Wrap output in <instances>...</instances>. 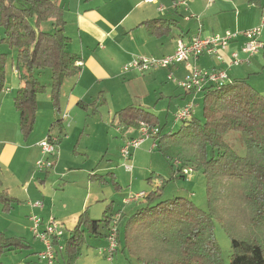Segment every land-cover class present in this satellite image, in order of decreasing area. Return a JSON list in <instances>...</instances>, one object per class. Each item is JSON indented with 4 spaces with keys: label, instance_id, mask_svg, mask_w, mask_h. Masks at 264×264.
I'll list each match as a JSON object with an SVG mask.
<instances>
[{
    "label": "trees",
    "instance_id": "trees-1",
    "mask_svg": "<svg viewBox=\"0 0 264 264\" xmlns=\"http://www.w3.org/2000/svg\"><path fill=\"white\" fill-rule=\"evenodd\" d=\"M45 21H51L52 31L39 29ZM143 23L152 33H163L176 25L165 19ZM64 26L62 7L56 0H0V93L8 88L7 53L1 49L5 44L15 48V68L22 79L13 94V105L23 137L34 128L37 96L46 89L34 71L50 69V100L54 107L64 80L78 73L79 59L67 48L70 37ZM202 92L201 119L192 115L180 121L177 130L164 131L165 125H154L156 115L141 106L128 105L115 113V126L120 128L138 130L140 123L158 127L156 147L167 160H175L174 171L184 176V168L198 169L206 180L207 212L182 195L161 198L156 189L148 192L142 205L129 215L122 240L118 234L117 243L122 252L134 256L140 264H264V99L246 78H233L221 87L205 88ZM78 104L86 108L82 101ZM58 122L51 123L46 136L53 134L50 130ZM234 130L245 144L244 156L224 140V135ZM56 135L58 144L61 136ZM89 176L98 178L93 173ZM15 200L0 179L2 210L9 211ZM111 215L109 205L102 219L81 212L63 244L66 258L62 264H74L78 259L85 232L106 237L101 228L109 225ZM215 220L230 240L227 262L213 233ZM25 247L28 244L22 238L0 231V264L5 252Z\"/></svg>",
    "mask_w": 264,
    "mask_h": 264
},
{
    "label": "crops",
    "instance_id": "crops-1",
    "mask_svg": "<svg viewBox=\"0 0 264 264\" xmlns=\"http://www.w3.org/2000/svg\"><path fill=\"white\" fill-rule=\"evenodd\" d=\"M56 1L62 7L63 18L65 20V34L70 37L67 48L71 53L78 56V61H81L82 64L79 65L77 76L74 79H70V88L66 86L67 96L62 98L60 93L57 107L52 106V108L49 105V112L47 114V120L42 128V134L36 137L31 144L24 146L26 153L24 156L21 155L20 160L17 152L22 149V147L19 146L18 150L17 142L11 143L6 139L9 137L17 140L18 134L22 136L18 129V112L13 105L3 106L2 100L6 94L0 93V124H3V116H5L7 118L4 124L5 129L7 130L9 125L12 126L17 124V130L19 132H12L13 135H6L0 132V179L2 186L7 188L9 194L16 199L11 209L7 212L2 210L0 204V223L2 219L6 221L5 216H8L10 224L15 223L11 222L13 220L11 219L12 216L21 220L23 224L28 225V223L30 224L28 217L35 214L37 211L41 210L40 214L36 215L40 216L43 220L48 218L47 215L52 214L43 209L46 196L42 192L41 194L38 193L39 188L35 182L36 176L32 175L33 172L28 173L25 179L21 180L20 185H22V181L27 182L21 186L18 192H13L8 184L5 185L4 183L6 182L4 177H1V173H7L9 168L12 167L15 171V178H21L20 175L16 174L19 173L21 167L19 166L20 163H23L24 159L25 162H27V158L32 156L33 151H35L33 159L41 153L37 141L47 135L52 122L59 120L58 124H55L52 130H50L53 134H60L61 138L58 141L59 145L61 142L65 143V141L69 139L68 132H70L73 127H77L78 110H84L87 114L91 111L89 114L92 115L94 120H99L101 123L96 122L94 124V127L97 128L95 134L97 133L98 135V132L104 129L108 138H112V134L108 129L110 125L116 124V111L128 105L141 106L154 113L157 122L154 121V125H165L164 131L173 130L176 126L173 117L178 109L186 103L194 102L195 111V101L197 102L200 98H203V92L196 91L187 93L179 88V81H181L187 73L183 64H175L169 68H158L146 73H140L136 70H123V65L132 57H162L175 51L176 41L178 39H181L183 42H188L191 38L196 36L206 37L212 34H222L227 30L241 32L242 30L259 25L264 18V0H257V2H251L250 0H214V2L210 4H208L206 0H190L184 7L176 5L175 2L177 0ZM195 15L198 18H195ZM152 19L172 20L176 25H171L166 32L152 33L146 24L143 23L144 21ZM45 22L46 24H50L48 27L49 31L52 25L51 23H47L48 21ZM262 35L263 32L260 35V40L264 43ZM243 42L244 38L240 33L232 39L224 52V61L218 60L213 56L201 55L198 59L192 61V63L198 68L227 69L229 81L233 78H245L244 75L246 73L247 76L248 73L256 71L261 65H264V58L260 57V53L264 48L259 54L248 57L246 52L242 49ZM232 52H236L238 58L242 60L240 64H237L238 66L235 64L228 66L226 63L229 54ZM13 70L15 75H13L14 78L12 83L8 85L7 90H9V87H12V90L15 92L22 84V79L15 66ZM9 81L11 82V79H9ZM13 94H11L12 99ZM198 97L200 98L198 99ZM79 101L85 103L86 108L81 107L78 104ZM50 107L52 109H50ZM38 109L39 105L36 115L39 111ZM194 111L193 116L196 113ZM64 114H67L68 117H64ZM169 114L173 121L171 124L166 121ZM162 116L165 118L164 123L159 122ZM69 119L70 121H68ZM132 129L134 133H125L121 135L122 144L126 138L138 135V131L135 128ZM2 133L4 136H2ZM30 134L24 138L29 137ZM3 137H5V139H3ZM147 140L149 141L150 149H154L156 147L154 139ZM137 152L138 148L133 151L132 158L133 156H137ZM60 159V156H55V160L53 161L54 166L52 165L54 170H57V161L59 162ZM14 164L17 167H13ZM25 165H23L24 168ZM52 168L41 170L45 173V181ZM69 173H72V171ZM91 173H93L94 176H104L103 173L97 174L94 171ZM89 179L95 181V179H91L90 176ZM45 181L41 180L42 183ZM160 183L161 182L158 181L153 190H159V187L164 185ZM86 184L88 186V182H86ZM177 191L179 193L178 195L184 194L181 190ZM157 194H161V196L165 198H170L163 195L164 190L162 193L157 192ZM40 195H42V207L33 206V202H30L29 199ZM98 197V191L91 188L88 190L87 188L82 199L80 202L76 203L75 209L72 210L70 214L62 216L55 208L54 215L58 213L60 220L69 221L70 224H73L72 228L68 230V235H65L64 230L62 239L63 244L70 233H72L73 227L76 225L78 216L81 212L86 211L90 218L95 217L93 219L104 218L103 214L108 205L96 209L95 213H99V215L102 214V216H98L97 218V216L91 215V201L92 199L99 201ZM109 207L112 214L116 213L117 210L115 211L112 205H109ZM11 212L13 213L11 214ZM16 212L18 215H14ZM22 216H25V219H23ZM58 222L63 225L62 221ZM105 226L106 225H104V227ZM0 231L4 232L7 236L22 238V236L9 233L5 228H0ZM101 232L103 235L106 234L105 231L101 230ZM86 236L102 238L88 235L85 232L84 245L87 242ZM120 239L122 240V238ZM65 258V255L62 253L61 260H58V264H62Z\"/></svg>",
    "mask_w": 264,
    "mask_h": 264
},
{
    "label": "rangeland",
    "instance_id": "rangeland-1",
    "mask_svg": "<svg viewBox=\"0 0 264 264\" xmlns=\"http://www.w3.org/2000/svg\"><path fill=\"white\" fill-rule=\"evenodd\" d=\"M47 23H51V21H48ZM49 25L50 24H46V22H42L39 26V29L48 31ZM49 31H52V28ZM262 32V38L264 40V26L262 27ZM1 49L7 53L6 84L8 86L12 83L14 78L13 75H15L13 67L15 66L14 58L16 51L15 48L9 47L5 44L1 45ZM262 49L253 55L259 54ZM247 56L251 57L248 54ZM260 57L264 58V49L260 53ZM50 74V69H45L40 72L37 70L34 71V75L40 80V82L46 85V89L43 93L38 95L39 111L36 115L35 126L30 136L24 138L18 134L17 140L9 137L6 138L11 143L17 142V149L19 146L22 147V149H18L19 151L17 152V155H19V160L21 155L24 156L26 153L24 146L31 144V142H33L36 137L42 134V128L47 120V114L49 112V105L52 107L50 103L51 100L49 89ZM246 74L244 76L248 85L252 88H255L264 99V65H261V67L256 71L248 73L247 76ZM76 76L77 75L71 76L64 80L60 92L62 98H65V96L68 94H66V86L70 88V79H74ZM9 79H11V82ZM179 88L185 92L184 89L181 87ZM13 92L14 90H12V87H9V90H4L1 92L6 94L2 100L4 107L13 105V99L11 96ZM199 98L200 97H198V99ZM195 105L194 112L196 113L194 116L197 117V119H201L203 109L202 99L200 98L199 101H195ZM51 107L50 109L53 108ZM78 111L79 116L77 119V127H73L71 131L68 132L69 139L66 140L65 143L61 142L59 145L57 144V146H55L54 153L48 156L52 163L55 160L56 155L60 156L61 159L59 162L57 161V170L52 168L54 165L51 167L52 169L50 170L46 181L44 180L45 173L38 169L35 164L38 159L42 158V154L40 153L33 159L35 154V151H33L32 156L27 158V162H25L24 159L23 163H20L19 165L21 167L19 173L16 174L20 175L21 178H15V171L12 167L9 168L7 173H1V177L3 176L6 182L4 184H8L13 192H18L21 186L27 182L22 181L23 183L20 185L21 180H24L28 173L33 172L32 175L36 176L35 182L39 188L38 193L41 194L42 192L46 196L43 209L52 213L49 215H54L56 208L59 211V214L62 216L65 214H70V212L75 209L74 207L76 203L80 202L87 188L88 190L90 188L95 189L98 191L99 201L92 199L91 215L97 216L98 218V216L100 217L102 214L99 215V213H95L96 209L103 208L105 205H112L114 210H117L116 213H121L119 223L117 224L120 238L123 237L124 224L127 218L137 207L142 205L141 201L143 200L138 199L136 201L126 203L125 199L131 194L141 191L146 193L152 191L158 181L165 183L163 186L159 187L158 192L162 193L164 190L163 195L173 198L174 196H179L177 190H181L184 193L182 196L188 198L196 207L202 209L205 212L208 211L205 189L206 180L201 170H189L188 173H185L184 176H181V173L174 172V167L176 165L174 166L173 163L175 160H167L158 151L157 147L150 149L148 140L138 147L137 156H133L132 158V152V155L128 160V163L132 165V170H127L123 165L124 160L119 151L121 149L120 146L122 145L121 135L125 133H134V130L132 128H126L125 126H121L120 129V127L112 124L108 129L112 134V138H108L104 129H101L97 135V133L95 134V132H97V128L94 127V124L99 122V120H94L92 115L89 114L91 111H89L88 114L84 110ZM175 115L173 117L174 120ZM6 119L7 118L3 116V124H0V132L5 133L6 135H13L12 132L19 133L17 130V124L12 126L9 125L7 130L5 129L4 124ZM68 121H70V119ZM166 121L169 124L173 123L170 114ZM159 122L164 123L165 118L162 116L159 119ZM175 122L176 126L173 128V130H177L180 126V121L175 120ZM3 133L2 136H4ZM3 139H5V137H3ZM224 140L235 150L238 155H245V144L238 131L234 130L227 132L224 135ZM211 154V149L208 147L207 155L210 156ZM23 165H25V168ZM13 167L17 166L14 164ZM90 170L91 172L94 171L97 174L103 173L104 179L100 176H97L98 178H94L95 181L90 180ZM70 171H72V173H69ZM41 180L45 182L42 183ZM86 182H88V186ZM161 198L165 197L161 196ZM29 201L33 203L36 201L41 202L42 195L38 197H31ZM40 211H37L35 214L39 215ZM12 213L13 212H11V214ZM14 215H18V213L16 212ZM49 215L47 216L49 217ZM54 216L58 221H62L65 235H68V230L69 228H72L73 224H70L69 221L60 220L58 213ZM5 217L6 221L3 219L1 220L0 228H5L11 234L22 236L25 243L28 244V247L23 248L21 251L5 252L1 256V261L3 264H45V262L40 260L38 256L39 252L44 250V245L42 241L36 237L32 231H30V224H23L21 220L11 216V219H13L11 222H15L11 224H15L16 226L11 225L9 223L8 216ZM22 218L25 219V216H22ZM101 230L107 233L108 225L105 227L102 226ZM213 233L217 243L219 244L221 256L224 261L227 262L231 254L230 240L225 230L216 220L213 227ZM86 237L87 242L83 246L82 252L78 259L75 260L74 264H140L137 262L134 256L128 254L127 252H122L120 246L114 251L112 260H107L103 255L98 253L99 249H101L103 246H107V239L93 238L88 236ZM62 253L63 250L57 253V261L61 260Z\"/></svg>",
    "mask_w": 264,
    "mask_h": 264
},
{
    "label": "built area",
    "instance_id": "built-area-1",
    "mask_svg": "<svg viewBox=\"0 0 264 264\" xmlns=\"http://www.w3.org/2000/svg\"><path fill=\"white\" fill-rule=\"evenodd\" d=\"M190 0H177L175 2L178 6H186ZM208 4L213 3L214 0H206ZM195 18H198L196 15ZM264 26V18L259 25L243 30L241 32L225 31L222 34H212L206 37H193L188 42H183L181 39L176 41V49L173 53L162 57L149 56H134L126 64L123 65V70H136L140 73H146L158 68H169L175 64H183L187 73L178 85L186 92L203 91L205 88L221 87L229 81L227 70L224 68L204 69L198 68L192 63L201 55H209L216 57L218 60L224 61V52L232 39L239 33L245 38L242 49L249 56L257 53L264 47V43L260 40L262 27ZM236 52L229 54L227 58V65H237L241 63ZM81 61L77 65H81ZM171 78L170 76H168ZM194 105L192 102L186 103L182 106L175 115L176 121H185L193 115ZM67 114H64L66 117ZM158 135V127H148L144 123H140L138 128V135L135 137L126 138L121 146L120 154L124 160V167L127 170H132V165L128 163L132 152L137 149L145 140L154 139ZM58 136L51 134L45 136L38 142L40 146L42 158L36 161V167L40 170L51 168L53 163L49 160V155H52L57 146ZM190 168H184L183 173H188ZM146 192L141 191L131 194L125 199V202L136 201L143 199ZM35 207H42V202L36 201L33 203ZM121 213H114L110 217L108 231L106 233L107 246L98 250V253L103 255L107 260H112L113 253L118 247L117 224ZM30 230L38 237L43 245L44 250L39 252L40 260L45 264H56L57 253L63 250L62 239L64 236V227L54 216H49L43 220L40 216L32 214L29 217Z\"/></svg>",
    "mask_w": 264,
    "mask_h": 264
}]
</instances>
